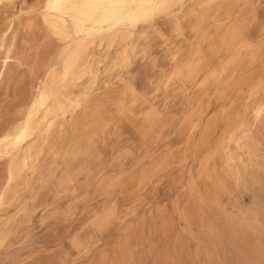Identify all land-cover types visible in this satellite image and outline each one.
Listing matches in <instances>:
<instances>
[{"label": "rangeland", "instance_id": "rangeland-1", "mask_svg": "<svg viewBox=\"0 0 264 264\" xmlns=\"http://www.w3.org/2000/svg\"><path fill=\"white\" fill-rule=\"evenodd\" d=\"M40 1L0 0V132L30 102L44 66H65L70 40L41 24ZM229 1L239 7L237 17L224 23L213 15L204 23L208 39L191 69L176 67L173 58L188 59L198 42L190 17L198 0L172 2L116 41L82 35L90 66L74 93L90 106L87 122L100 103V133L85 155L69 160L83 113L62 118L19 199L0 210V264H264V126L255 143L232 146L243 157L238 174L223 151L200 174L226 125L220 116L210 143L202 145L206 121L264 76V0ZM246 43L252 53L230 65L226 81L201 86ZM177 72L183 75L174 77ZM200 106L206 119L194 133ZM75 165L84 169L65 188L61 179ZM4 166L0 160V184Z\"/></svg>", "mask_w": 264, "mask_h": 264}, {"label": "bare ground", "instance_id": "bare-ground-1", "mask_svg": "<svg viewBox=\"0 0 264 264\" xmlns=\"http://www.w3.org/2000/svg\"><path fill=\"white\" fill-rule=\"evenodd\" d=\"M5 1L12 3L14 0ZM175 1L183 4L185 0H42L38 3L35 12L40 17L41 24L52 35L69 39L70 49L63 69L56 70L49 64L44 66L45 76L34 86L30 102L0 132V160L5 165L4 178L0 184V210L19 199L21 188L28 185L30 176L36 173L43 152L50 148V140L60 130L62 118L67 113L74 114L79 110L83 113L74 128L77 135L72 141L74 144L68 155L69 160L77 161L85 155L100 133L103 120L100 103H95L92 119L87 122L90 106L88 109L87 104L83 105L82 99L74 93V87L90 66V45L82 35L84 33L92 36L108 35L114 41L119 40L124 31L154 19ZM196 6L198 11L193 10L190 17L194 19L191 30L198 42L195 41L196 45L192 46L188 59L180 61V53H176L173 58L176 67L191 69L199 65L202 57L201 45L208 39L207 32L202 27L209 18L213 15L219 16L217 22L228 23L233 21L239 12V7L229 0H198ZM180 30V27L177 28V31ZM260 32L264 34V27ZM252 49L253 45L249 43L240 46L222 67L210 71L201 86L206 87L209 82L221 83V80L233 73L230 65L247 57ZM121 58L123 61L128 60L127 49L123 51ZM10 59L12 56L9 49L6 51L5 60ZM182 72L175 73L174 77L179 78L183 75ZM206 113L207 111L201 106L197 108L191 123L192 132L195 133L201 128ZM231 115L236 122L243 120L242 123L236 126L235 123L229 122ZM220 116L226 122L222 138L216 145L210 147L208 155L201 161L200 174L208 171L211 159L220 151L226 154L225 163L230 172L238 174V165H243V157L240 155L236 157L232 146L236 150L247 148L251 143L256 142L258 128L264 126V76L250 90L242 93L236 103L221 110L220 115H215L206 121L202 145L210 143V137L217 129ZM76 137L79 138L78 141ZM83 169L81 165L68 167L60 184L68 188L81 175Z\"/></svg>", "mask_w": 264, "mask_h": 264}]
</instances>
